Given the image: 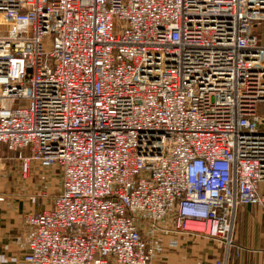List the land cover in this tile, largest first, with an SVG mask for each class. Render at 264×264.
<instances>
[{
  "label": "built area",
  "instance_id": "1",
  "mask_svg": "<svg viewBox=\"0 0 264 264\" xmlns=\"http://www.w3.org/2000/svg\"><path fill=\"white\" fill-rule=\"evenodd\" d=\"M261 22L264 0H0V147L60 176L20 264H149L178 235L229 264L238 208L264 215Z\"/></svg>",
  "mask_w": 264,
  "mask_h": 264
},
{
  "label": "crops",
  "instance_id": "2",
  "mask_svg": "<svg viewBox=\"0 0 264 264\" xmlns=\"http://www.w3.org/2000/svg\"><path fill=\"white\" fill-rule=\"evenodd\" d=\"M51 175L46 171V182L43 185L39 178L37 181L23 183L14 180V177L0 175V197L3 198L0 201V264H20L30 235L24 217L50 204V200L47 202L48 199L40 196V193L41 190L48 192L46 186ZM259 191L264 194V184L259 186ZM168 239L169 237H164L166 249L160 251L149 264H208L215 259L225 258V248L211 239L178 235L175 246L167 245ZM234 242L242 250L238 254H230L229 264L264 262V215L260 208H238L234 223ZM109 264L116 263L110 261Z\"/></svg>",
  "mask_w": 264,
  "mask_h": 264
},
{
  "label": "rangeland",
  "instance_id": "3",
  "mask_svg": "<svg viewBox=\"0 0 264 264\" xmlns=\"http://www.w3.org/2000/svg\"><path fill=\"white\" fill-rule=\"evenodd\" d=\"M256 30L258 33V37L261 39L264 36V23H257ZM260 108H263V106L261 105L259 109ZM47 172L52 173V177H50L49 183L46 186L48 191V197H45V199H48L47 202H49V200L51 201L52 196L59 191L60 176L59 173L54 170H48ZM0 175L5 176L7 178L14 177V180H17L18 182L21 181L23 183H30L32 181H37L39 175H42V173H40L38 168L32 166L27 179L23 180L20 177L18 155L16 153L7 152L3 147H0ZM163 249H166L165 241L161 243L160 246H158L156 256Z\"/></svg>",
  "mask_w": 264,
  "mask_h": 264
}]
</instances>
